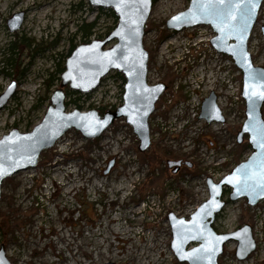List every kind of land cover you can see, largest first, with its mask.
<instances>
[{
  "label": "rangeland",
  "instance_id": "1",
  "mask_svg": "<svg viewBox=\"0 0 264 264\" xmlns=\"http://www.w3.org/2000/svg\"><path fill=\"white\" fill-rule=\"evenodd\" d=\"M188 5L189 0H153L145 24L147 83L167 87L150 117L151 146L145 153L138 152L131 128L118 120L90 141L69 130L40 154L34 169L3 181L0 246L10 264H181L170 249L168 213L188 219L208 198L206 180L219 182L250 155L245 137L236 141L244 121L240 72L229 57L210 47L214 35L209 27L177 33L166 29V21ZM18 13L23 22L10 33L6 21ZM94 21V36L77 33L79 26ZM116 24L108 10L95 9L87 0H0V94L11 82L17 85L0 111V139L13 129L28 133L40 123L71 51L104 39ZM262 29L264 0L248 41L254 66L264 69ZM9 57L12 67L3 65ZM211 91L223 124L198 119ZM122 93L123 83L110 72L87 95L67 91L66 102L74 104L66 111L77 106L83 112L114 110L122 105ZM261 115L264 120V103ZM167 161L185 165L172 174ZM225 191L227 203L214 230L225 234L248 225L256 249L238 261L237 244L229 242L218 264H264V200L248 207L244 199L229 202L230 190ZM118 226L129 230L123 242L116 240L121 237ZM141 253L149 256L146 261L137 260Z\"/></svg>",
  "mask_w": 264,
  "mask_h": 264
},
{
  "label": "water",
  "instance_id": "2",
  "mask_svg": "<svg viewBox=\"0 0 264 264\" xmlns=\"http://www.w3.org/2000/svg\"><path fill=\"white\" fill-rule=\"evenodd\" d=\"M95 9L111 10L117 24L104 39H94L75 47L64 63L59 88L49 99L41 120L30 132L11 130L0 139V197L1 185L15 174L34 169L43 151L50 150L69 130L78 132L85 140L99 138L115 121L123 119L138 141V152L143 154L151 146L149 118L155 104L166 90L162 83H147L148 53L143 47L145 24L150 16L153 0H87ZM263 0H189L187 9L166 21V29L180 32L199 26L209 27L213 37L210 47L229 57L241 74V99L244 102V121L236 141L245 137L250 155L219 182L206 180L208 198L188 219L168 213L171 232L170 249L181 264H218L224 246L235 242V257L244 261L256 249L252 229L244 225L234 232L219 234L213 229L216 216L226 206L224 191L230 190L229 202L241 199L248 207L264 200V69L254 66L248 52V41L257 23ZM23 14L6 21L10 33L17 31ZM264 35V29H262ZM114 42L108 49L105 47ZM110 72L124 79L122 105L100 115L96 110L66 111L64 89L82 95L93 92ZM17 89L16 82L0 94V111ZM199 120L206 124L225 122L217 106L214 92L203 99ZM182 161H167L168 169L176 174ZM108 163L105 174L111 169ZM188 165V164H187ZM190 167V164H189ZM0 264H10L6 250L0 246Z\"/></svg>",
  "mask_w": 264,
  "mask_h": 264
},
{
  "label": "trees",
  "instance_id": "3",
  "mask_svg": "<svg viewBox=\"0 0 264 264\" xmlns=\"http://www.w3.org/2000/svg\"><path fill=\"white\" fill-rule=\"evenodd\" d=\"M108 12L110 13V15L116 20V17L113 15V13H112V11L111 10H108ZM96 26H97V23H96V21H94V22H91V23H88V24H82L81 26H79L78 27V30H77V33L78 34H81V37H83V38H90V37H92V36H94V30H95V28H96ZM109 31L110 30H108L107 31V34L109 33ZM106 34V35H107ZM22 45H25V42H23L22 43ZM15 43H13V44H11V48H10V51L13 49V48H15ZM12 53V52H11ZM13 64H14V60H12V58L11 57H9L8 59H6V60H4L3 61V65H5L6 67H12L13 66ZM62 71V70H61ZM60 73V72H59ZM115 76L122 82V83H124V80H123V78L121 77V75L120 74H118V73H115ZM68 94V93H67ZM66 94V96H68ZM70 104H74V103H70L69 101L68 102H66V107L67 106H69ZM77 109H80V107L79 106H77L76 107ZM98 112H99V114H104L105 112H106V109L104 108V107H100L99 109H98ZM226 191H224V193H225Z\"/></svg>",
  "mask_w": 264,
  "mask_h": 264
},
{
  "label": "bare ground",
  "instance_id": "4",
  "mask_svg": "<svg viewBox=\"0 0 264 264\" xmlns=\"http://www.w3.org/2000/svg\"><path fill=\"white\" fill-rule=\"evenodd\" d=\"M212 62H213V61H212ZM208 64H209V63H208ZM213 64H214V62H213ZM206 66H207V65H206ZM209 67H210V66H209ZM212 67H213V66H211V69H212ZM203 72H204V71H203ZM201 79H202V78H201ZM66 185H68V183H67ZM136 213H137L136 211H130V212H129L130 215H132V214H133V215H136ZM119 217H121V216H119ZM113 220H114V219H113ZM117 221H118V220H117ZM120 221H121V220H120ZM117 230L120 231L121 234H119V235H120L121 237L116 238V240L119 241V242H123V241L125 240V238L127 237V234H129V230H127L126 228L121 227V226H120V227L118 226V229H117ZM115 233H116V232H115ZM116 234H117V233H116ZM113 236H114V235H113ZM136 237H138L139 240H140V239H141V234H140V233L137 234ZM150 241H151V240H150ZM151 244H152V243H151ZM142 249H143V248H142ZM148 249H150V248H148ZM148 249H147V250H148ZM148 251H149V250H148ZM142 255H143V256H142ZM145 255H146V254H142V253L139 254V256L137 257V260L139 259V260L141 261V259L143 258V260L146 261V260L148 259L149 256L147 257V256H145ZM134 257H135V256H134ZM154 263H156V261H155ZM160 263H161V262H160Z\"/></svg>",
  "mask_w": 264,
  "mask_h": 264
},
{
  "label": "flooded vegetation",
  "instance_id": "5",
  "mask_svg": "<svg viewBox=\"0 0 264 264\" xmlns=\"http://www.w3.org/2000/svg\"><path fill=\"white\" fill-rule=\"evenodd\" d=\"M217 105H218V104H217ZM183 165H185V164H181L180 167H179V169H180L181 167H183ZM178 171H179V170H178ZM213 229H214V228H213Z\"/></svg>",
  "mask_w": 264,
  "mask_h": 264
}]
</instances>
